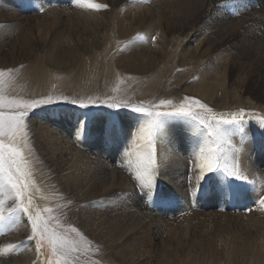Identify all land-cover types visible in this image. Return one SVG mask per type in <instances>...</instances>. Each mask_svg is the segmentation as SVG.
<instances>
[{"label":"bare ground","instance_id":"bare-ground-1","mask_svg":"<svg viewBox=\"0 0 264 264\" xmlns=\"http://www.w3.org/2000/svg\"><path fill=\"white\" fill-rule=\"evenodd\" d=\"M53 1L30 0L24 4L36 11L40 8L41 19L52 23L44 40L25 43L13 30L28 35L34 26L41 31L42 23L31 26L33 16L20 17V8L10 12L0 5V35L11 33L0 48L17 52L25 45L29 50L27 54L17 53L18 58L11 57L10 61L0 53V96L5 101L44 100L47 102L42 104L60 106L59 110H30L22 133L0 138L20 152L11 169L29 209L27 213L19 209L14 191L0 176L6 189L0 191V212L7 217L10 209H17L12 221L2 222L12 226L0 224L4 255L0 264H36L38 258L31 245L34 236L45 239L64 264L83 262L80 258L85 250L95 253V264H171L168 252L178 253L188 245L193 230L204 233V221L211 219L220 233L233 221H228L230 215L225 213L232 203L234 184L230 177L219 171L215 181H207L201 188L204 159L194 154L198 149L195 135L205 141L208 151L213 150V138L221 142V150L235 145L230 154L237 158L234 162L240 164L243 178L236 187L238 196L243 194L247 201L252 189L264 193V171L257 167L251 152L252 129L248 127L251 122L260 125V117L264 118V0H122L123 4L109 12L86 8L82 13L66 12L56 4L52 8ZM98 1L108 4V0L84 2ZM109 1L118 4L119 0ZM8 5L14 6L12 2ZM63 12L67 16H61ZM61 17L68 19L72 32L57 30ZM74 36L78 40L73 45ZM159 44L162 49L155 48ZM64 45L67 51L63 55H52ZM10 63L17 70L10 71ZM250 83L255 90L247 87ZM258 87L261 93H257ZM78 100L105 117L99 115L92 121L63 105ZM109 104L119 109L109 108ZM182 105L198 119L189 117L185 122L176 116H162L156 145L141 151L137 144L141 136L136 132L137 140L129 146L128 154L121 149L120 141H127L135 118L145 120L148 134L154 116L147 112L171 113ZM138 107L145 112L132 110ZM14 108L5 103L3 110L7 114ZM109 110L123 126L122 137L112 132L106 137L112 118L106 115ZM240 110H244L242 142L227 132L234 126L223 124V135L210 137L205 125L214 129L215 120L231 119ZM248 110H257L259 115H249ZM119 111L124 115L118 117ZM48 113L53 116L49 118ZM81 121L83 132L78 131ZM9 167L5 149V175L10 174ZM145 171L144 187L150 190V198L164 206L155 216L151 203L146 202L147 195L140 197L135 191L136 185L140 186L135 177ZM193 193L205 195V200L194 201L190 197ZM225 194L227 198L219 201ZM37 216L40 227L34 231L32 222ZM163 232L166 239L161 240L160 253L153 239ZM261 236L256 241L258 236L254 240L242 234L237 245L229 248V260L236 258L240 264L245 257L251 260L249 264H264V227ZM9 251L20 257H11Z\"/></svg>","mask_w":264,"mask_h":264},{"label":"rangeland","instance_id":"rangeland-1","mask_svg":"<svg viewBox=\"0 0 264 264\" xmlns=\"http://www.w3.org/2000/svg\"><path fill=\"white\" fill-rule=\"evenodd\" d=\"M7 1L9 3L12 2L14 6H9ZM7 1L6 0H0V5H3V7L7 11L11 12L13 8L18 7V8H20L18 10V14L20 17L33 16L31 18V20H32L30 23L31 26L36 24L39 21L42 23L41 31H37L35 26H34L32 28V30H30V33H29L30 36H28L29 34L27 35L25 32L18 31L17 29L13 30L16 32L15 35L23 37L24 43L26 40H28L27 42H29L30 40H32L33 42H36L37 40H39V41L44 40L45 39L44 37L47 36V32L52 30V23L50 20L44 22L41 19L42 13H41V10L39 11L40 8H38V10L36 11L34 8L26 7L24 5L25 4L24 0H7ZM91 1H93V0H91ZM86 3H88V2H86ZM55 4L57 6L63 7L62 9L65 10L66 12L82 13L83 11L89 9L87 7L83 8V7L78 6L76 3V0H54L52 3H50L52 8L55 7ZM92 4H94V3L92 2ZM98 4L102 5V6L106 5L107 7H102L99 10L95 9L97 12H99V11L103 12V8H105L106 12H109V9L111 7H119L120 4H123V3H122V0H119L118 4L117 3L116 4H110V1L108 0V4H103L100 1H98ZM62 15L67 16V14L64 12L61 13V16ZM108 15L111 16V14H108ZM58 19H59V17H58ZM76 23L77 22L74 21V23H73L74 28H76L75 27ZM69 24L70 23L68 22V19L66 20L64 17H61V19L59 21V25L57 27V30H64V31L72 32V28H71V26H69ZM1 25H2V22H0V26ZM80 29L81 28H79V30ZM22 33L26 34V36L23 35ZM10 34L11 33L4 35V36L0 35V44L7 42L8 38H9L8 35H10ZM71 40H72V44L74 45V44H76L78 39L76 38V36H74V37H71ZM150 41L152 42V39H150ZM155 48L162 49L160 44ZM95 50L99 51L100 48L99 49L96 48ZM28 51L29 50L26 48L25 45L21 50H19L17 52L12 51L11 49L6 50L4 48H0L1 55L5 59L7 58L8 61L11 60V57L18 58L17 53H19V55L27 54ZM66 51H67V46L64 45L60 48H56L55 49L56 53L52 52V55L53 56H58L60 54L63 55ZM8 53H10L14 56L9 55ZM39 54H41V53H39ZM41 55H43V54H41ZM9 68H10V71L17 70L16 66L13 63L9 64ZM247 87L249 89L255 90L254 85L252 83H250ZM256 90H257V93H261L260 87H258ZM79 102L80 101L78 100L74 103H65L63 105L70 106L71 107L70 109H72V108L76 109L77 111H75V113H81L84 116H88L89 119L91 118L92 121H94V119L99 115H101L102 117H105L104 115H102L99 112L100 110L96 111V110H94V108L89 107L88 103L86 104V105H88V107L81 108ZM43 107L48 108V110H50V109L51 110H59L60 109V106H55V105H50V104H42L40 106L35 107L34 109L43 108ZM34 109H31V111ZM246 113L249 115H259L257 110H248V111H246ZM59 115H60V113H58V116ZM106 115L112 116V118H113V119L109 118V126H108L109 128L106 131L107 132L106 137H109L111 132H112V135L116 134L117 137L118 136L122 137L121 128L123 126L119 123V121L117 122L114 119V117H116V114L110 113V110H109L106 113ZM123 115L124 114L120 111L117 114L118 117H121ZM52 116H53V114L48 113L49 118H51ZM177 118H181L185 122H187V120L189 119V117L187 118V117L176 116V119ZM259 120L261 122L260 125L257 124L256 122H251L248 127H251L250 130L252 129L251 130V133H252L251 139H252L253 149L251 147V152L254 153L255 159L258 162L257 167L264 171V137L262 138V133H264V131H263L264 118L260 117ZM101 121L102 120L100 118L99 122H101ZM144 121L145 120L142 118H138V119L135 118V120L132 121L133 122L132 127H135V128H133L132 132L130 131L131 132L130 135L127 136V138H126L127 141L124 142V141L118 140L123 144L120 146L123 151H127L129 146H131V144L134 143V140L135 139L137 140V137H136L137 133L140 134V136H141V138L139 139V141L137 143L138 146L140 147V150L142 151L145 147L147 148L149 141H148V138H146L148 136V134L146 133L145 127L143 126ZM204 128L207 129L206 131L210 134V137H214L210 133V130H208L209 128L206 125ZM236 128L237 127H235V129H233L230 127L227 132L231 133L232 136H234L233 138L236 137L240 142H242L243 141V136H242L243 130L241 128H238V129H236ZM194 137H193V139L198 141V149L197 150L193 149L194 151L196 150L194 154H198L200 156L199 158L202 157L204 159V156H207L210 151L207 150V147H206L207 145H206L205 141L201 140L199 135H197V136L195 135ZM213 140H214L215 144L213 143L212 147H213V150L217 151L219 163L222 166L228 165L234 172H238L240 175V172H241L240 166H239L240 164H235L234 160H236L237 158L232 159V157H231L232 155L230 154L235 150L234 149L235 145H232V147H231V144H230L231 148H229L228 150H226V149L223 150V148H222V150H221L220 149V146H222L221 142L218 141L217 139H214V138H213ZM102 141H105L103 137H102ZM226 142L229 143V141H227V140H226ZM153 145H156V143L155 144L153 143ZM101 146H102V148L104 147L103 145H101ZM231 150H232V152H230ZM201 152H203V156L200 155ZM111 153H113V151ZM237 153L243 154V152H240L239 150ZM127 154H128V151H127ZM115 155L116 154H114V156ZM256 155H257V157H256ZM187 161H188L187 162L188 166L190 164V166H189V168H190L192 165L191 160H189V158H188ZM202 164H204V161ZM121 170H123L122 167H121ZM221 171L223 172V167H222ZM218 172H219V170L208 173L204 177L205 180L203 181V186L201 188L205 187L206 184L209 183L207 181H211V180L215 181L216 178L219 176ZM240 177H241V175H240ZM230 179L234 184V188L232 187V191H233L232 203H230V206L228 204V208L225 210V213H228V215H230V218L228 221H231V220H233V221L228 223L227 227H225L226 225L224 226V229H222L223 233L217 232V229L219 228V226L214 224L211 219L206 220L207 222L204 221V227H205V224L207 226L205 231H203L204 233H200L197 230H195V231L193 230L190 233V240L191 241L188 242V245L181 248V250L178 253H175V252L169 253L168 252V254H169L168 259L171 261V264L172 263L173 264H238L239 262L236 261V258L231 257L232 259L229 260V256H230L229 248L234 246V245H237L236 244L237 240L242 236V234L246 237L251 236L252 239H254V238L256 239L257 236L259 237L262 235V230L264 227V202H262V198H264V195H263L264 193H262V190H261V192H259V190H258V192L256 193V192H254L255 190L252 189V191H251L252 194L247 196V201H246L243 194L241 196L240 195L238 196V192L236 189V187L243 181V178L241 177V178L237 179V178L230 177ZM160 189H161V187L159 186L158 191H160ZM135 191H136L137 195L140 197H142V196L144 197V194L147 195V196H145L146 202L148 201L149 204L151 203L150 205L152 206V208H154L153 209V210H155V211H153L155 213L154 216L158 215L157 210H161L160 208H164V206L161 204V202H159L157 200H153V198H150L151 193L148 192L150 190L147 189V187H143V189H142L140 186L136 185ZM155 193H157V191ZM205 195H207V190L205 191ZM205 195L202 194L199 197L198 194L193 193V195H191L190 197H191V199H194V201L197 202L198 198H200V199L202 198L205 200ZM226 198H227V196L225 194L221 200L220 199H218V200L222 201V200H225ZM155 205L158 207H154ZM194 205H196L195 202H194ZM204 212L209 213V210L207 208H205ZM165 218H170V221L173 220L172 217H165ZM0 224H1V227L3 226L5 228H7L8 226L9 227L12 226V224L9 222L7 224H3L2 222H0ZM173 224H174V222H173ZM214 227H216V228H214ZM226 230H227V232H226ZM261 237H259L256 241H258ZM152 239H153V237H152ZM165 239H166V236H165L164 232L162 233L161 236H159V235H158V237L154 236L153 244H154V248L156 251H159L160 253L162 252V241L161 240H165ZM31 245L34 247L35 252H36L35 253L36 257L38 258L36 264H57V262H58V264H60V263L64 264L60 260L61 257L57 254V251L54 248L49 247L48 242L45 239H42L38 236H34L31 239ZM1 251H3V250L0 247V259L4 256L3 253H1ZM11 252L10 251L8 252L11 255V257H13V258L20 257L19 255L18 256L15 255L16 254L15 251H11ZM96 252H97V250H96ZM94 254L95 253L90 254V252L85 250V251H83V254H81L82 256H81L80 260H82L86 264H89V263L95 264L94 259H92L95 256ZM91 260H93V261H91ZM116 261L118 263L120 262L119 260H116ZM83 262H80V264H82ZM245 263L249 264V263H251V260H248L245 257L242 258L240 264H245ZM99 264H101V263H99ZM150 264H161V263L154 261Z\"/></svg>","mask_w":264,"mask_h":264},{"label":"snow or ice","instance_id":"snow-or-ice-1","mask_svg":"<svg viewBox=\"0 0 264 264\" xmlns=\"http://www.w3.org/2000/svg\"><path fill=\"white\" fill-rule=\"evenodd\" d=\"M25 3H30V0H24ZM76 3L80 7H87L92 9L99 10L102 7H107L99 5V4H88L85 3L84 0H76ZM154 39V38H153ZM47 101L40 100V101H32L31 103H23L18 100H12L9 99L7 101L4 100L2 96H0V138H3L5 136H10L12 138H15L19 133H22L24 129L27 127L24 124L25 118L28 116V113L31 109H34L38 104L46 103ZM7 103L9 106H15L13 110L5 113L4 105ZM171 101H161V104H169ZM201 107H204L203 105H200ZM81 108H86L88 105L81 103ZM109 108L113 109H119V106L116 104H109ZM133 111L137 113H143L145 112V109L142 107L134 108ZM147 115L154 118L150 121L149 128H148V148L151 149L153 143L155 142L156 132L162 127V116H178V117H191L193 120L198 119L196 114L190 110V108L186 109L185 106H181L179 109H177L175 112H165L160 113L157 112L153 114L152 112H147ZM237 116L240 118L237 119ZM243 116H244V110H240L239 113H233L231 119H224V120H215V117H213V120H215V128L212 129L211 124L206 125L210 129V133L214 136H220L223 135L221 130V124L228 125V126H234L237 128H240V126L243 124ZM199 122L201 124H204V120L200 119ZM83 124L84 122L81 121V128L78 129V131L83 132ZM26 134V133H25ZM5 149L8 151V158L10 161V167L7 170L10 174L5 175V169H4V152ZM151 157V153H149ZM201 156H203V152L200 153ZM20 152L11 146H6L3 143V140L0 139V176H3L4 181H6V184L11 188V190L15 193V198L17 201H19V209L23 212L27 213L29 209L24 206L23 203V196L24 192L20 190L19 183L17 179H14L15 173L12 172L11 164L17 163L15 160V157H19ZM204 164L201 166V171L203 175L201 176V179H203L208 173L214 172V171H221L223 167V172L226 173L227 177H233V178H241L238 172H232L228 171L226 166H222L218 161V154L216 150H212L209 152L207 156H204ZM195 163V160H194ZM16 171H19V167H17ZM135 180L139 181L140 187L143 188L147 182V171L140 173L135 177ZM26 187V185H25ZM6 190L5 184L3 182H0V191ZM262 202H264V198H262ZM3 201H0V207H2ZM17 212L16 208H12L9 210L8 216L5 217L2 212H0V222H4L5 220L12 221L15 218V214ZM29 219L31 220L32 217L30 216ZM40 227V218L37 216L35 220L32 222V228L33 230H37Z\"/></svg>","mask_w":264,"mask_h":264}]
</instances>
